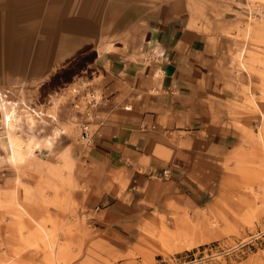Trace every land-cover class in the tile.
Instances as JSON below:
<instances>
[{"label":"crops","instance_id":"0c3cea01","mask_svg":"<svg viewBox=\"0 0 264 264\" xmlns=\"http://www.w3.org/2000/svg\"><path fill=\"white\" fill-rule=\"evenodd\" d=\"M0 16V94L8 102L57 127L73 115L83 121L91 98L93 138L81 141L107 223L137 229L200 217L230 173L259 156L264 0H0ZM86 50L96 55L92 77L38 106L40 88ZM23 117L15 130L48 133L37 124L29 131ZM5 118L0 109V217L6 204L41 195L34 179L12 176L18 163L9 160Z\"/></svg>","mask_w":264,"mask_h":264},{"label":"rangeland","instance_id":"374dc122","mask_svg":"<svg viewBox=\"0 0 264 264\" xmlns=\"http://www.w3.org/2000/svg\"><path fill=\"white\" fill-rule=\"evenodd\" d=\"M20 6L21 13H24L20 16L26 17L29 2H21ZM10 18L7 10L2 18L5 25ZM92 54L91 50H86L84 55L79 54L67 62L65 68L84 57L90 59ZM92 64H86L72 83L91 78ZM260 77L263 78L260 94L264 98V75ZM69 84L61 85L59 81L44 91L40 88L36 104L40 107L48 104L52 99L50 96H61ZM72 90H67L65 99L75 97ZM0 99V109L5 112V117L11 114L12 118L8 126L12 133L8 134L30 141L22 150L14 149L18 164H11L14 167L12 176L15 174L19 178V172L24 180L34 179L35 188L41 194L35 201L25 198L23 202L16 201L2 207L7 212L0 217V264H264L262 137L255 139L261 145L256 161L242 163L231 172L221 193L200 217L186 215L180 225L164 223L159 227H146L139 224L137 229L124 228L107 223V216L99 215L103 208L100 201H96L98 198L91 184L95 174L86 162L90 146L87 142L82 143L80 134L82 126L92 129L91 98L84 100L83 121L73 115L64 124L56 123L58 128L52 123L36 122L35 117L29 115L34 114L30 106L8 102L3 94ZM22 113L26 116L23 117ZM21 117L28 130L37 124L44 129L43 134L48 133L39 139L28 135L27 131L15 130ZM60 129L64 132L63 138L56 136ZM15 131L21 136H16ZM79 143L83 147L80 151L77 149ZM45 145L44 149L48 150H43L40 155L34 153L35 149H42ZM7 149L11 156L10 146ZM94 186L99 188L97 184ZM14 259L24 262L15 263Z\"/></svg>","mask_w":264,"mask_h":264},{"label":"trees","instance_id":"16d2710c","mask_svg":"<svg viewBox=\"0 0 264 264\" xmlns=\"http://www.w3.org/2000/svg\"><path fill=\"white\" fill-rule=\"evenodd\" d=\"M96 58V55L93 53L88 59L87 57H84L83 59L75 62H71L70 65L58 72L49 83L42 86L41 91H44L46 87L54 85L55 83L61 82V85H66L69 83H72L73 78L79 75V72L83 70L84 67H86V64L93 63ZM79 67V68H76ZM61 87V86H59Z\"/></svg>","mask_w":264,"mask_h":264},{"label":"bare ground","instance_id":"6f19581e","mask_svg":"<svg viewBox=\"0 0 264 264\" xmlns=\"http://www.w3.org/2000/svg\"><path fill=\"white\" fill-rule=\"evenodd\" d=\"M12 112V111H11ZM11 112H9V113H11ZM14 112V111H13ZM15 113V112H14ZM13 115V114H12ZM14 116V115H13ZM12 116V117H13ZM26 118H28V117H26ZM6 120H5V122H6V125L7 126H10V123H12L11 122V120H12V118H11V114L9 115V114H7L6 115V118H5ZM16 119H17V117H16ZM28 120H29V118H28ZM30 122H32V120H30ZM30 131V130H29ZM9 139V146H10V148H11V151H12V153H11V159H12V161H14V162H16L17 161V155H16V153H15V151H14V149L15 148H17V149H23V148H25V147H27L28 145H29V143H30V141L29 140H27V141H25V140H22V139H18V138H16V137H14V136H12V135H8L7 136Z\"/></svg>","mask_w":264,"mask_h":264},{"label":"built area","instance_id":"2783aa9c","mask_svg":"<svg viewBox=\"0 0 264 264\" xmlns=\"http://www.w3.org/2000/svg\"><path fill=\"white\" fill-rule=\"evenodd\" d=\"M92 106H93V104H92ZM81 131H82L81 138L83 140H86L87 142H90L93 137H92V133H91L92 131L89 129V126H82Z\"/></svg>","mask_w":264,"mask_h":264}]
</instances>
